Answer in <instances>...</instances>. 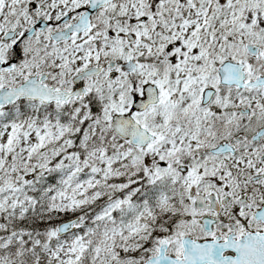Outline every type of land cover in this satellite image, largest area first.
<instances>
[{"label": "snow or ice", "instance_id": "6c2138e0", "mask_svg": "<svg viewBox=\"0 0 264 264\" xmlns=\"http://www.w3.org/2000/svg\"><path fill=\"white\" fill-rule=\"evenodd\" d=\"M0 264H264V0H0Z\"/></svg>", "mask_w": 264, "mask_h": 264}]
</instances>
